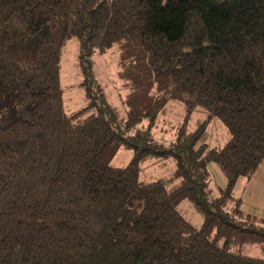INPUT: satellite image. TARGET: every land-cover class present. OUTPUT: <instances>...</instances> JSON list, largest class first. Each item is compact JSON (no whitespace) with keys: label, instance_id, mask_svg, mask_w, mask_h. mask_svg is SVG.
<instances>
[{"label":"trees","instance_id":"16d2710c","mask_svg":"<svg viewBox=\"0 0 264 264\" xmlns=\"http://www.w3.org/2000/svg\"><path fill=\"white\" fill-rule=\"evenodd\" d=\"M71 38L87 104L67 112ZM114 46L126 117L92 67ZM170 99L186 113L166 144L153 129ZM213 118L230 138L198 144ZM121 148L133 156L113 166ZM170 157L172 174L141 179ZM263 162L264 0H0V264H264V217L234 193Z\"/></svg>","mask_w":264,"mask_h":264},{"label":"rangeland","instance_id":"374dc122","mask_svg":"<svg viewBox=\"0 0 264 264\" xmlns=\"http://www.w3.org/2000/svg\"><path fill=\"white\" fill-rule=\"evenodd\" d=\"M116 49L114 46L104 53H95L92 56V67L98 81L103 86L107 102L117 106L121 116L126 117L127 106L123 102V99L129 89L124 84V80L119 78L117 74L118 51ZM78 52V39H69L63 48L62 67L59 74V83L63 89L64 106L67 112H73L87 104L86 88L81 84L84 81V76L80 73L78 66ZM185 113L186 105L184 102L170 99L167 104V111L164 114H160L158 125L153 129L155 139L166 144L175 139L176 128L173 126L183 121ZM206 115L207 110L198 107L192 113L191 126L194 127L197 120L205 118ZM148 122V120H145L140 126H146ZM229 138L230 132L226 125L220 119L213 118L198 144L206 143L209 147L223 146ZM132 156L133 150L121 148L110 163L113 166L122 167L130 162ZM175 167L176 160L174 157L168 158L163 164L155 163V160L148 161L145 163L141 173V179L154 180L158 177L170 175L175 170ZM208 169L212 178L211 187L218 193L220 188L227 185V177L214 161L208 163ZM234 193L243 198L245 206L253 208L252 214L264 217V169L258 171L250 179L241 177L238 180ZM180 208L191 221L196 224L202 223L203 217L190 201H183L180 204Z\"/></svg>","mask_w":264,"mask_h":264},{"label":"crops","instance_id":"0c3cea01","mask_svg":"<svg viewBox=\"0 0 264 264\" xmlns=\"http://www.w3.org/2000/svg\"><path fill=\"white\" fill-rule=\"evenodd\" d=\"M263 163H264V162H263ZM263 166H264V164H262V165L260 166V168L257 170V172L263 170V169H264ZM257 172H256V173H257ZM256 173H255V174H256ZM255 174H254V175H255ZM254 175H253V176H254ZM236 196H238V195H236ZM242 200H243V198H242ZM242 207H243L244 210L246 209V210H245L246 212L253 213V212H251L253 208H248L247 206L244 205L243 202H242ZM245 207H247V208H245Z\"/></svg>","mask_w":264,"mask_h":264}]
</instances>
